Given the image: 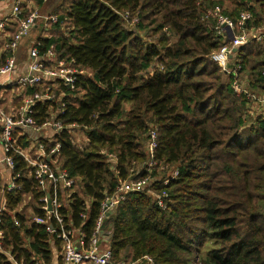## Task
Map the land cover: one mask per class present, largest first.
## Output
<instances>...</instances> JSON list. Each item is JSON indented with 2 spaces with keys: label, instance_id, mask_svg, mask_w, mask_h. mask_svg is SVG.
I'll use <instances>...</instances> for the list:
<instances>
[{
  "label": "trees",
  "instance_id": "trees-1",
  "mask_svg": "<svg viewBox=\"0 0 264 264\" xmlns=\"http://www.w3.org/2000/svg\"><path fill=\"white\" fill-rule=\"evenodd\" d=\"M216 8L234 21L248 12L249 30L264 26V0H62L52 12L59 23L41 53L54 46L61 60L88 72L78 77L77 90L62 87L55 92L63 93L61 102L37 103L31 115L39 126L56 116L64 128L56 136L59 167L80 180V192L61 210L64 229L81 231L89 246L102 205L120 181L179 171L168 185L151 188L167 195L166 209L147 191L118 206L109 244L114 261L264 264V119L249 113L251 101L210 59L224 45L211 16ZM133 19L136 32L125 26ZM237 57L241 78L264 94V44L243 47ZM37 91L28 88L26 95ZM72 125L88 136L85 150L71 143ZM153 131L158 146L149 169L143 166ZM29 139L19 144L28 148ZM13 160L22 190L5 194L0 264H53L54 249L62 251L61 225L43 209L44 194L27 176L26 161L16 154ZM4 186L0 178V192ZM26 197L35 201L30 214L18 211Z\"/></svg>",
  "mask_w": 264,
  "mask_h": 264
},
{
  "label": "built area",
  "instance_id": "built-area-1",
  "mask_svg": "<svg viewBox=\"0 0 264 264\" xmlns=\"http://www.w3.org/2000/svg\"><path fill=\"white\" fill-rule=\"evenodd\" d=\"M44 2H48V0H44ZM0 11V98L4 99L8 92L19 93L18 96H11L10 99L12 101L19 99V102H22V105L14 111L6 110L0 104V145L4 154V158L0 160V178L2 179V163L8 171L7 180H3L4 190L0 192V217L6 210L5 194L22 190L13 174L15 170L13 154H16L28 164L27 176L34 177L41 187L44 194L41 198L43 209L49 217L54 218L61 225L62 231L58 238L62 242L61 258L64 264H136L127 261H114L109 245L110 241L104 242V234L110 231L103 230V226L111 224L118 206L132 193L152 191L155 196L157 195L154 202L159 207L166 209L167 204L164 198L167 195L156 193L151 188L158 184L157 181L168 185L171 179H176L179 176V171L173 170L165 177L164 175L158 177L159 180L145 178L139 182L120 181L117 192L114 196L107 197L102 205L101 214L89 246H86L85 235L81 231L67 232L63 227L64 219L61 210L71 200V195L81 190L80 180L71 177L68 172L59 167L58 152L61 145L56 136L64 128L57 121L56 116L39 126L31 115L37 103L54 100L61 102L64 98L63 93L56 96L55 92L62 87L73 91L77 90L78 77L87 74V72L79 70L74 61L61 60L54 46L41 53L43 39L54 37L53 27L59 23V16L56 13L41 14L35 0H0ZM211 16L216 22L217 35L222 38L224 45L220 51L213 53L210 59L231 76L232 88L236 94L251 101L249 113L255 115L256 118L264 119V94L254 93L248 87L247 82L241 78V62L237 57L238 51L243 47L254 43L264 44V26L249 30L247 23L251 20V15L248 12H243L236 21L225 16L220 8L211 12ZM38 21L41 22L40 38L28 48L26 66L20 67L15 53L21 41L38 28ZM262 74L264 76V71ZM28 88H37L39 91L32 95H26ZM67 130L71 133L70 141L74 146L79 150H85L88 147V136L80 127L72 125ZM26 135L30 136L29 146L23 148L19 144V139ZM157 139L158 134L153 131L147 145L151 159L143 166L144 168L151 169L154 165L152 158L158 146ZM48 145L49 147H47ZM109 161L113 165L117 163L114 156H109ZM49 207H51V211ZM36 221L40 224L46 222L40 218H36ZM49 232L55 233L52 229H49ZM144 260L148 264H153L150 257H145Z\"/></svg>",
  "mask_w": 264,
  "mask_h": 264
},
{
  "label": "crops",
  "instance_id": "crops-1",
  "mask_svg": "<svg viewBox=\"0 0 264 264\" xmlns=\"http://www.w3.org/2000/svg\"><path fill=\"white\" fill-rule=\"evenodd\" d=\"M1 13V11H0ZM41 14H46L43 13L42 10L40 12ZM41 25V24H40ZM40 25H38V28L34 29L27 37H25L20 45L18 50L15 53V58L17 59V63H19L20 67H25L27 64V60H28V48L32 45L33 42H35L36 40H38L40 38L41 35V30H40ZM24 48L25 52L21 54L20 49ZM12 94L10 92L6 93V98L1 99L0 98V104L2 105L3 108H5L8 111H14L16 108H18V103H19V99H16L14 101H12V99H9L8 96ZM3 154V150L2 147L0 145V160H2L4 157ZM1 175H2V180L6 181L7 177H8V171L6 169V166L2 163V169H1ZM56 251L54 250V263L56 262ZM64 264V263H63Z\"/></svg>",
  "mask_w": 264,
  "mask_h": 264
},
{
  "label": "rangeland",
  "instance_id": "rangeland-1",
  "mask_svg": "<svg viewBox=\"0 0 264 264\" xmlns=\"http://www.w3.org/2000/svg\"><path fill=\"white\" fill-rule=\"evenodd\" d=\"M61 1L62 0H49V2L47 3V4H44L42 7H40V6H38L37 5V3H36V1H35V4H36V6H37V9L41 12V10H42V12L43 13H46V14H50V13H52V12H54L57 8H58V6H60V4H61ZM137 19H133V20H131L129 23H125V26L128 28V29H130V30H133L134 32H136V27H135V25L138 23V21L137 22H135ZM135 22V23H134ZM40 21H38V25H40ZM146 39V38H145ZM150 39H147V41H149ZM20 51H21V54L22 53H24L25 52V49L24 48H21L20 49ZM87 74H88V72H87ZM18 94L19 93H16V94H10L9 96H8V98L10 99L11 98V96H13V97H15V96H18ZM4 98H6V95H5V97ZM22 105V102H19L18 103V106L17 107H20ZM83 145V144H82ZM85 145V144H84ZM78 192H80V191H78ZM155 192V191H154ZM147 195L148 196H150V198H152L153 199V201H154V199H156V196H155V194L152 192V191H149V192H147ZM35 203V201H34V199H32V197H26L24 200H23V202L21 203V205H20V207H19V209H18V211H25V212H27V213H29L30 214V211L28 210V206L29 205H33ZM61 246H62V244H61ZM63 247H64V245H63ZM55 251H56V249H54ZM62 252V251H61ZM61 252H57L56 251V256H57V259H56V262H55V264H59V260H60V258H61ZM59 256H60V258H59ZM143 259H141V260H138V261H130V262H133V263H136V264H142L143 263Z\"/></svg>",
  "mask_w": 264,
  "mask_h": 264
},
{
  "label": "water",
  "instance_id": "water-1",
  "mask_svg": "<svg viewBox=\"0 0 264 264\" xmlns=\"http://www.w3.org/2000/svg\"><path fill=\"white\" fill-rule=\"evenodd\" d=\"M234 52H237V50H234ZM49 210L51 211V207H49ZM108 225V224H107ZM107 225H104L103 226V230H109L110 232H106L105 234H104V242H109L110 241V239H111V230H112V222H111V224H109L108 226ZM111 225V226H110ZM110 226V228H108ZM57 259V258H56Z\"/></svg>",
  "mask_w": 264,
  "mask_h": 264
}]
</instances>
